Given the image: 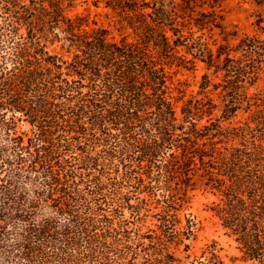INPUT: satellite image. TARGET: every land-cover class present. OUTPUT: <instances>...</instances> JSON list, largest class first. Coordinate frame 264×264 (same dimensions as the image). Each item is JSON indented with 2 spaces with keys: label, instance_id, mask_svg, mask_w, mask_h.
<instances>
[{
  "label": "trees",
  "instance_id": "1",
  "mask_svg": "<svg viewBox=\"0 0 264 264\" xmlns=\"http://www.w3.org/2000/svg\"><path fill=\"white\" fill-rule=\"evenodd\" d=\"M214 7L0 0V264H228L215 242L191 254L197 189L241 264H264V40L232 49ZM198 63L221 80L182 100L171 71Z\"/></svg>",
  "mask_w": 264,
  "mask_h": 264
},
{
  "label": "rangeland",
  "instance_id": "2",
  "mask_svg": "<svg viewBox=\"0 0 264 264\" xmlns=\"http://www.w3.org/2000/svg\"><path fill=\"white\" fill-rule=\"evenodd\" d=\"M209 3L215 6L214 9L216 14L223 19L222 24L226 30L228 32H234L235 36L229 41V45L232 49H235L239 41L246 36L257 37L264 40V29H261L264 28V0H209ZM85 8L86 6H78L74 11L69 12V15H73L77 12L82 13ZM204 9L209 10V7L205 6ZM86 14L89 18L90 26H92L91 22H96L97 25L109 29L112 37L116 39L119 38V33L113 27V19L111 16H106L104 10H95L90 7ZM259 18H262L261 20L263 22L261 24L257 23ZM193 30L195 31V29ZM201 33L202 32L196 33V35H200ZM203 34L205 39L209 40L210 43L212 40L222 43L218 30H214L213 36L205 30ZM231 55L244 60L240 52L231 53ZM171 72L174 88L181 92V94H179L175 91L174 94L182 100L190 97V95L194 96L196 94L203 74H208L212 83H218L221 80V76L216 77L207 72L202 63H198L195 70L187 71L182 68H173ZM257 87H264V68L262 78L257 83ZM209 90L213 92L211 88ZM211 96H215V93H212ZM176 105L179 113L181 101H178ZM213 200L214 197L210 193L197 189L191 193L189 207L182 213V216L190 214L198 223L195 237L188 242L191 247V254L198 255L201 248L215 242L225 262L228 264H241L238 260L240 254L236 248L235 242L225 234L218 220L208 210V206H210ZM152 223L154 222L148 218L144 226H142L143 223L137 224V226L138 229L141 230V233H145V226L150 227Z\"/></svg>",
  "mask_w": 264,
  "mask_h": 264
}]
</instances>
